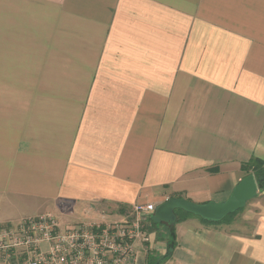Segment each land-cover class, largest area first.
Wrapping results in <instances>:
<instances>
[{"label":"crops","instance_id":"obj_1","mask_svg":"<svg viewBox=\"0 0 264 264\" xmlns=\"http://www.w3.org/2000/svg\"><path fill=\"white\" fill-rule=\"evenodd\" d=\"M253 158L264 0H0V224L20 210L69 226L170 198L221 203ZM257 195L228 225L175 222L171 250L153 214L137 263L264 264Z\"/></svg>","mask_w":264,"mask_h":264},{"label":"built area","instance_id":"obj_2","mask_svg":"<svg viewBox=\"0 0 264 264\" xmlns=\"http://www.w3.org/2000/svg\"><path fill=\"white\" fill-rule=\"evenodd\" d=\"M155 205L135 204L128 218L61 226L51 213L0 224V264H137L134 244Z\"/></svg>","mask_w":264,"mask_h":264},{"label":"water","instance_id":"obj_3","mask_svg":"<svg viewBox=\"0 0 264 264\" xmlns=\"http://www.w3.org/2000/svg\"><path fill=\"white\" fill-rule=\"evenodd\" d=\"M257 196V185L252 174L243 177L233 188L229 198L221 203L208 202L195 204L182 198H170L159 204L154 218L168 226L176 222L175 210H182L205 221L220 222L226 216L243 208L245 204Z\"/></svg>","mask_w":264,"mask_h":264},{"label":"trees","instance_id":"obj_4","mask_svg":"<svg viewBox=\"0 0 264 264\" xmlns=\"http://www.w3.org/2000/svg\"><path fill=\"white\" fill-rule=\"evenodd\" d=\"M242 169L249 175L252 174L255 178V182L257 185V188L259 189V191H263L264 190V162L262 160L253 158L251 159L248 163L244 164L242 166ZM243 210V208L237 210L235 213L230 214L228 216H226L222 221L220 222H210V221H205L201 218H199L201 220V222H203L204 224L207 225H228L232 222L233 218ZM176 222L181 221L183 218L186 217H193V215L184 212L182 210H176ZM181 214V215H179ZM198 218V217H197ZM155 221H157L154 218ZM170 230V234H171V246H170V250L172 249V247L174 246V226H172L171 228H169ZM170 250L167 251L166 255L163 257L164 259H167L170 255Z\"/></svg>","mask_w":264,"mask_h":264},{"label":"rangeland","instance_id":"obj_5","mask_svg":"<svg viewBox=\"0 0 264 264\" xmlns=\"http://www.w3.org/2000/svg\"><path fill=\"white\" fill-rule=\"evenodd\" d=\"M258 195L256 196V197H254L253 199H251V200H249L247 203H246V205H245V207H244V209H243V211L242 212H240L237 216H236V218H240L241 217V215L243 216L245 213H247L248 211H252L253 210V206L254 205H256L257 204V202H258ZM33 214H36V213H34V212H31V211H28V210H26V211H24V210H20V211H16L12 216H11V218L10 219H13V220H9V221H16V220H14L15 218H20V217H25V216H28V215H33ZM110 218H112V219H115V217H110ZM67 219V221H70V222H74V220L70 217V218H66ZM9 221L7 222V223H9ZM2 224H6V222H2ZM63 225V224H62ZM142 251H138V252H136V255H139L140 256V253H141ZM141 257V256H140ZM143 258H144V256H143ZM142 258V259H143ZM137 260H138V258H137ZM142 260H140L137 264H143V262H141Z\"/></svg>","mask_w":264,"mask_h":264}]
</instances>
